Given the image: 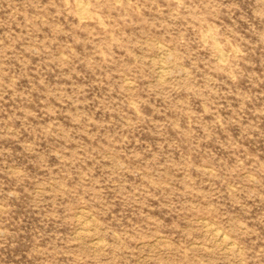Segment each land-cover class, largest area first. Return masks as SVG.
Instances as JSON below:
<instances>
[{"label":"rangeland","instance_id":"1","mask_svg":"<svg viewBox=\"0 0 264 264\" xmlns=\"http://www.w3.org/2000/svg\"><path fill=\"white\" fill-rule=\"evenodd\" d=\"M0 264H264V0H0Z\"/></svg>","mask_w":264,"mask_h":264},{"label":"bare ground","instance_id":"2","mask_svg":"<svg viewBox=\"0 0 264 264\" xmlns=\"http://www.w3.org/2000/svg\"><path fill=\"white\" fill-rule=\"evenodd\" d=\"M84 4H85V3H84ZM76 6H78V5H76ZM80 6H82V5L79 4V9H80ZM79 9H78V10H79ZM79 12H80V10H79ZM81 18H83V17H81ZM219 57H220V56H219ZM163 71H164V70L161 69V72H162V73H163ZM161 72H160V73H161ZM162 73H161V74H162ZM208 227H209V226H208ZM208 227H206L207 230H209ZM210 227H211V226H210ZM212 230H213V229H212ZM216 231H217V230H216ZM211 232H212V231H211ZM214 232H215V231H214ZM215 234H216V233H215ZM217 234H218V232H217ZM222 235H223V234H222ZM215 237H217V236H215ZM222 237H223V236H222ZM222 237H221V238H222ZM224 237H225V236H224ZM219 238H220V237H219ZM219 238H218V240H219ZM225 238H226V237H225ZM223 239H224V238H223ZM226 239H227V238H226ZM224 240H225V239H224ZM217 242H218V241H217ZM220 243H221V242H220ZM221 244H222V243H221ZM230 244H231V243H230ZM218 245H219V244H218ZM224 245H225V244H224ZM93 246H94V244H93ZM225 246H226V245H225ZM225 248H226V247H225ZM227 248H228V247H227ZM227 248H226V249H227ZM229 249H230V247H229ZM229 249H228V250H229Z\"/></svg>","mask_w":264,"mask_h":264}]
</instances>
